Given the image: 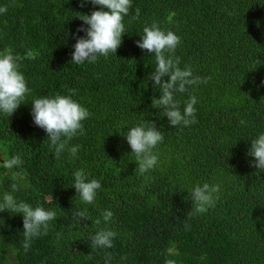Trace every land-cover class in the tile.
Masks as SVG:
<instances>
[{
    "label": "trees",
    "instance_id": "16d2710c",
    "mask_svg": "<svg viewBox=\"0 0 264 264\" xmlns=\"http://www.w3.org/2000/svg\"><path fill=\"white\" fill-rule=\"evenodd\" d=\"M0 7L7 9L0 13V52L20 57L31 90L11 117L0 111V202L12 194L57 216L25 251L22 214L0 212V264H264V171L247 155L264 133V63L256 64L264 62V0H131L116 53L80 65L71 53L76 37L85 36L78 27L88 26L77 16L101 6L0 0ZM153 22L180 37L179 67L206 81L175 93L182 113L190 96L197 98L190 125L171 126L163 108H154L161 94L150 79L155 55L136 44ZM69 89L90 115L81 122L84 134L56 158L31 103L71 95ZM144 120L155 121L163 140L153 149L158 164L141 175L125 136ZM14 155L22 164L6 168ZM76 170L101 182L94 203L76 195ZM204 183L218 184L219 198L197 213L189 194ZM84 210L81 221L75 213ZM105 210L113 213L107 222ZM103 229L116 233L111 248L90 242Z\"/></svg>",
    "mask_w": 264,
    "mask_h": 264
},
{
    "label": "clouds",
    "instance_id": "9594fccd",
    "mask_svg": "<svg viewBox=\"0 0 264 264\" xmlns=\"http://www.w3.org/2000/svg\"><path fill=\"white\" fill-rule=\"evenodd\" d=\"M88 2L99 5L101 8L92 11L90 15L81 13L77 16L88 27L81 25L77 29V32H84L85 36H77L76 43L73 45L74 51L71 53L70 62L75 65L85 61L95 62L99 56L107 57L110 52L115 54L122 43V34L126 33L122 20L129 13L131 0H80L81 7ZM6 11V7H0V13ZM138 17L139 9H136L134 18ZM143 33L144 35L136 41V44L139 48L147 50L148 54L155 55L156 66L150 79L154 82L153 88H158L161 93L159 99H155L154 108H163V115L168 118L171 126L181 124L187 126L195 123L194 105L197 103V98L190 96L182 113L179 102L175 99V93L187 92L189 86L206 81L194 77L190 67L185 66L183 69L179 67L180 58L174 55L180 43L179 36L170 30L165 32L157 22H153L150 27H144ZM261 63L264 62L256 59L257 65ZM19 68L20 57L14 55L11 49L0 52V111L8 117H11L21 105V100L25 98L26 93L31 91ZM165 76L168 77L166 81L163 80ZM69 92L71 95L41 97L34 99L31 103L33 122L46 132L50 144L54 146L53 155L56 158L74 136L84 134L81 122L90 115L86 108L72 99L75 90L69 89ZM240 124H245V121L241 120ZM125 137L132 150L131 153L135 154L136 162L139 164V173L144 175L152 170L158 164V157L153 154V149L163 140V132L156 127L155 121L144 120L140 125L130 128ZM79 147L75 145L69 149L73 157L77 155ZM247 155L255 158L250 162V166L264 171V133L250 141ZM21 164L22 159L19 155H14L4 162L6 168L18 167ZM73 175L72 187L75 188L76 195L78 194L87 204L94 203L97 190L101 188V182L98 179H89L88 173L84 170H76ZM219 191L218 184L196 185L189 194L195 212L204 213L208 208L213 207L219 198ZM3 211L22 214L25 251L29 249L33 237L46 235L48 222L57 219L55 211L45 210L42 207L33 209L23 201L17 202L12 194H6L0 202V212ZM102 215L106 222L113 218L110 210H105ZM75 216L81 221L88 219L86 210L76 212ZM97 223L99 224L100 221L98 220ZM115 236L114 231L103 229L91 237L90 242L93 247L111 248ZM110 258L108 254V259ZM106 264H108L107 260ZM166 264H176V262L168 260Z\"/></svg>",
    "mask_w": 264,
    "mask_h": 264
}]
</instances>
